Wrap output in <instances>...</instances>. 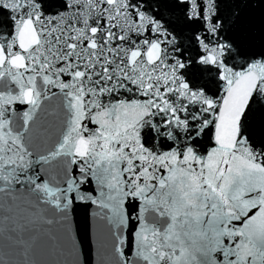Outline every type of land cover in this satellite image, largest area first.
<instances>
[{"label":"snow or ice","instance_id":"6c2138e0","mask_svg":"<svg viewBox=\"0 0 264 264\" xmlns=\"http://www.w3.org/2000/svg\"><path fill=\"white\" fill-rule=\"evenodd\" d=\"M0 264H264V0H0Z\"/></svg>","mask_w":264,"mask_h":264},{"label":"water","instance_id":"95a60500","mask_svg":"<svg viewBox=\"0 0 264 264\" xmlns=\"http://www.w3.org/2000/svg\"><path fill=\"white\" fill-rule=\"evenodd\" d=\"M24 38L25 39H33V37L31 36V28L30 26H28L26 29H25V32H24ZM77 147L80 148L82 147V142H77Z\"/></svg>","mask_w":264,"mask_h":264}]
</instances>
